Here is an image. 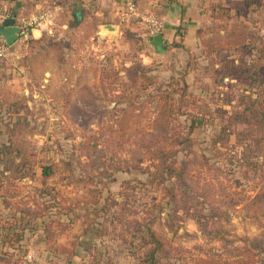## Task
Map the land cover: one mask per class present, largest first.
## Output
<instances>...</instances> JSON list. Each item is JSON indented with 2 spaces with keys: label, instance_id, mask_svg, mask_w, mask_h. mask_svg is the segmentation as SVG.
Listing matches in <instances>:
<instances>
[{
  "label": "rangeland",
  "instance_id": "374dc122",
  "mask_svg": "<svg viewBox=\"0 0 264 264\" xmlns=\"http://www.w3.org/2000/svg\"><path fill=\"white\" fill-rule=\"evenodd\" d=\"M211 3L226 4L230 19L210 13L196 44L169 43L165 54L137 21L121 19L120 32L87 20L62 28L57 13L51 32L8 47L0 59V264H73L79 242L87 264L96 256L134 264L126 251L137 259L154 239L155 264L261 263L263 250L242 260L240 249L245 239L264 241V0L201 6ZM183 89L201 118L191 133L172 106ZM256 92L262 108L253 119L243 101ZM44 165L53 168L47 178ZM124 183L138 186L117 196ZM171 184L179 201L154 209L150 234L131 230ZM202 188L218 209L194 199ZM20 206L42 215L21 216Z\"/></svg>",
  "mask_w": 264,
  "mask_h": 264
},
{
  "label": "crops",
  "instance_id": "0c3cea01",
  "mask_svg": "<svg viewBox=\"0 0 264 264\" xmlns=\"http://www.w3.org/2000/svg\"><path fill=\"white\" fill-rule=\"evenodd\" d=\"M138 5L143 12L153 13L162 20L164 26L162 33L167 44L180 42L185 48H189L190 45L192 47L193 41L196 44L197 29L201 25L210 24L212 20L209 9H205L206 6H201L202 0H139ZM220 5L228 7L224 3H220ZM122 7V0H0V8L9 17L15 18L16 21L21 17H27L33 13L51 9L54 11V15L56 13L57 15L60 14V18L62 19L58 21V24L62 28L67 27L70 23L76 25L78 21L87 20L96 28L106 24L115 25L118 28V32H120V23L122 22ZM76 10H80V15L77 19L73 18V13ZM179 26L186 28V35L181 40L175 35ZM42 34L43 31L34 29L32 38L38 39ZM191 37H193V40H191ZM77 244V248L74 249L71 256H68L67 260L73 261L75 259L73 264H84V262L87 264L89 258H86L81 252L86 247L80 245V242ZM104 252H108L107 255L109 257L110 254H115L114 251H110V247L106 248ZM126 252L128 254L126 258L129 261L131 259L130 263L141 264L139 258L136 259L130 250ZM116 257L119 256H114L113 260ZM96 258V264H104L101 256H96ZM123 260L126 259L124 258ZM119 261L122 260L119 259ZM142 264H146V262Z\"/></svg>",
  "mask_w": 264,
  "mask_h": 264
},
{
  "label": "trees",
  "instance_id": "16d2710c",
  "mask_svg": "<svg viewBox=\"0 0 264 264\" xmlns=\"http://www.w3.org/2000/svg\"><path fill=\"white\" fill-rule=\"evenodd\" d=\"M136 2V4L138 5V0H134ZM208 9L210 11L211 14H214V17H222V16H226L227 18L230 19L229 15L227 14L228 9L225 8L224 6H220L218 4H214L211 3L210 6H208ZM182 38V37H181ZM181 38H179V40H181ZM174 44L175 47L178 48H182L185 49V46L180 43V42H172ZM249 73H251L252 75H254L256 73V70H248ZM242 73V72H241ZM244 91H246L245 88H243ZM255 93V92H254ZM257 97L253 98L251 96L247 97V100L243 101V113L248 116L251 117L253 119L257 118L258 115V111L261 110L262 108V102L259 99V93H257ZM186 96L188 97L187 93H185V89L182 90L181 94H179L177 100L174 102V104L172 106L176 107V109L178 110L177 113L180 116H184L186 119H189V130L188 133H191V131L194 129V127L198 124L199 121H201V118H198L195 114L193 113L191 110H188L189 108H187V101L185 100ZM184 102V103H183ZM90 122H88L87 124H89ZM24 125L22 122L18 121L14 124V134L10 135L8 137V140L10 143H13L12 145L15 144V140H16V136H19L20 133L23 131ZM146 143V140L145 142ZM147 144H145L146 146ZM154 162L155 159H152ZM170 168V167H169ZM115 170H119V168H114ZM53 172V168L52 166L49 165H44L42 168V177L43 178H47L49 177ZM131 183V182H130ZM144 184H150L149 182H145ZM137 184H122V186L120 185V190L118 192L117 196H129L130 194H127L129 192L130 189H135L137 188ZM158 187V186H157ZM162 187L164 189L165 194H154L157 195L156 198L155 196L153 197V200H150L148 207L145 208L148 216L147 218L144 219V221L142 223L139 224V219H132L131 222H129V227L131 228V230L133 231H139L142 227H144L150 234V228L152 226V224L155 222L154 218H155V208L161 207L162 203L165 204H175L177 201V194L174 195L175 192V188L174 185L171 184V186H169L167 188V186H162L159 188L162 190ZM158 191V190H157ZM157 193V192H156ZM200 195L199 200L195 197L194 199L196 201H199L201 204H208V207H212L213 209L217 208L216 206H214L213 201L209 200L207 201V194L205 193V189L202 188L200 193L198 194ZM105 203H107V200H105ZM116 198H110V204L107 205L108 209L106 208L105 211H108L110 209V207H112L113 205H116ZM110 206V207H109ZM215 207V208H214ZM218 209V208H217ZM16 211L20 213L21 216H28V217H40L42 215L41 211H37L34 208H31L30 206H20L18 208H16ZM98 217H101V215H99ZM214 224V223H213ZM60 229L64 230L66 229L64 225L60 224ZM49 225H47L45 227V230L49 229ZM212 227V226H211ZM69 229V228H68ZM152 233V232H151ZM133 237L132 239L130 238V242L128 247L131 248L135 238V234L134 233H130V237ZM150 236V235H149ZM254 239H245L244 240V245L243 247L240 249L242 250V260L245 259L247 256L243 255H249L251 254L252 256L254 255L255 251H264V241L261 243L257 240ZM158 240H153V242H150V247L147 249H143L141 251V254L138 256L140 263L142 264L143 262H155V254L159 251H157L158 249ZM254 252V253H253ZM133 253V252H131ZM257 257V256H256ZM7 260L5 261V263H9L11 261V257L6 258ZM155 264V263H154ZM240 264H243V262H241ZM254 264H264V259L261 261V263H256L254 262Z\"/></svg>",
  "mask_w": 264,
  "mask_h": 264
},
{
  "label": "built area",
  "instance_id": "2783aa9c",
  "mask_svg": "<svg viewBox=\"0 0 264 264\" xmlns=\"http://www.w3.org/2000/svg\"><path fill=\"white\" fill-rule=\"evenodd\" d=\"M122 6V19L134 20L141 23L149 35H155L163 31L162 20L153 13L143 12L134 0H122ZM53 17L54 11L51 9L42 10L27 17H21L16 21V24L19 26L18 40L23 42L31 39L34 29L51 32ZM6 18H9V16L0 8V27ZM8 47L0 35V59H4L7 56Z\"/></svg>",
  "mask_w": 264,
  "mask_h": 264
},
{
  "label": "water",
  "instance_id": "95a60500",
  "mask_svg": "<svg viewBox=\"0 0 264 264\" xmlns=\"http://www.w3.org/2000/svg\"><path fill=\"white\" fill-rule=\"evenodd\" d=\"M80 10H76L73 13V18H78ZM101 28L106 31L116 30L115 25H102ZM19 26L16 24V20L13 17L6 18L0 27V35L3 38L6 45L10 46L18 40ZM147 43L153 47L156 54H165L167 42L163 37V33H157L155 35H149L146 39Z\"/></svg>",
  "mask_w": 264,
  "mask_h": 264
}]
</instances>
